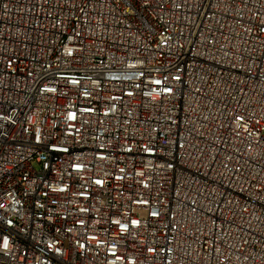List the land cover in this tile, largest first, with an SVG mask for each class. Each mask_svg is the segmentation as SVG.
<instances>
[{"label":"built area","instance_id":"2783aa9c","mask_svg":"<svg viewBox=\"0 0 264 264\" xmlns=\"http://www.w3.org/2000/svg\"><path fill=\"white\" fill-rule=\"evenodd\" d=\"M0 264H264V0H0Z\"/></svg>","mask_w":264,"mask_h":264}]
</instances>
